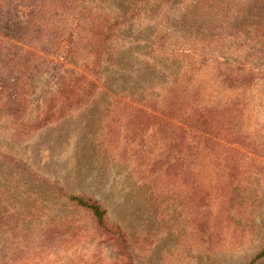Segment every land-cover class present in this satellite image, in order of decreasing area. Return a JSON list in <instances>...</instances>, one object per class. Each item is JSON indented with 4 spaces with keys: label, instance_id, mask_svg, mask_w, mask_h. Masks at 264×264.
<instances>
[{
    "label": "rangeland",
    "instance_id": "obj_1",
    "mask_svg": "<svg viewBox=\"0 0 264 264\" xmlns=\"http://www.w3.org/2000/svg\"><path fill=\"white\" fill-rule=\"evenodd\" d=\"M128 7L127 0L71 2L66 19L73 25L71 32L44 58L39 47H30L41 30L33 21L25 23L23 8L13 23L17 26L0 22V78L5 86L0 93V202L16 203L18 210L36 202L47 212L45 222L74 209L54 186L93 197L105 207L108 220L128 233L133 264H264V255L257 257L264 248V56L255 44L228 50L258 73L241 89L215 82L216 63L209 58L173 57L182 77L175 96L191 78L188 92L201 86L200 105L219 112L217 103L226 99L246 103L240 120L218 123L222 129L209 134L198 133L203 137L190 149L181 144L178 118L162 113L168 98L163 88L175 79L162 59L143 66L138 59L106 63L88 102L63 117L49 115L48 110L57 114L67 103L50 98L69 71L80 70L77 56L93 50L87 28ZM171 9L146 6L145 13L156 23L145 19L141 21L150 26L128 28L129 38L122 41L118 56H135L139 47L151 43L155 31L176 24ZM12 76H17L14 85ZM141 87L158 95L150 114H134L137 104L125 96ZM86 88L76 89L77 97ZM76 212L80 224L90 228L86 212ZM4 246L0 238V262ZM115 256L110 241L71 237L41 253L34 264H115Z\"/></svg>",
    "mask_w": 264,
    "mask_h": 264
},
{
    "label": "trees",
    "instance_id": "obj_2",
    "mask_svg": "<svg viewBox=\"0 0 264 264\" xmlns=\"http://www.w3.org/2000/svg\"><path fill=\"white\" fill-rule=\"evenodd\" d=\"M73 1L75 0H0V22L7 24L10 21L13 27L17 26L13 23L19 17L18 12H21L23 8L26 13L22 15L27 17L25 23L29 24L33 21L39 28L38 31L41 30V34L36 38L35 46L30 45V47L35 49L39 47V51L43 53L41 56L44 58L45 54L58 50L59 43L64 41L63 39L66 40L64 36L67 31L71 32L73 25L66 19ZM127 1L130 2V7L120 14L116 16L106 14L93 26L87 28L93 50L86 51L85 55L77 56L81 59L80 70L69 71L59 90L50 98L52 102L63 99L67 103L56 110L57 114L48 110L49 115L60 118L70 113L75 107L88 102L95 94L97 88L95 81L101 79L103 65L106 63L117 65L125 58L128 61L138 59L140 62L137 64L140 66L148 63L155 64L157 60L162 59L166 70L175 77L173 83L169 82L165 84L167 87H162L167 91L168 97L162 104L164 109L162 113L178 118L179 124L175 126L184 134V136L181 135L183 138L181 144L184 142L186 149L192 148L196 138L211 133L212 129H222L218 127V123L226 124L233 120H240L245 102H242L240 98L226 99L222 103H217L221 104L219 112H216L213 106L200 105L201 86L193 88L191 94L188 92L191 90L189 86L190 88L192 86L191 78L183 81L185 88H181L175 96L177 92L175 87L182 77L179 65L175 63L173 57L176 55L192 57L198 54L203 59L209 58L216 63L213 74L215 82L227 87L245 88L252 79H256L258 73L253 71L254 67L247 68L248 64L245 60L229 56L228 50L230 48L237 50V47L243 49L246 46L249 48L251 44H255L258 47L257 53L264 56V0ZM155 4L170 6L175 12L177 23L165 24L160 32L155 31L151 43L139 47L135 56L134 54L118 56L117 50L124 49L125 46L122 41L129 38L128 28L133 25L150 26L141 21L145 19L151 24L156 23L145 13L146 6ZM191 31L194 34H189ZM60 32L63 36L59 35ZM19 39L20 42L21 38ZM200 44L204 46H201L200 53H197ZM74 51L71 44L69 52L73 54ZM187 65L189 70H196L190 67L191 65ZM85 70L88 76L83 73ZM12 79L10 84L14 85L17 76H12ZM83 85L87 88L77 97L76 89L82 90ZM3 87L5 86L0 78V93ZM142 89L145 88L129 90L125 95L134 98L138 107L133 106L132 112L138 115L150 114V110L154 109L158 99V95L154 92L145 93ZM176 102L180 105H176ZM118 111H124V109L120 108ZM216 113H221L222 116L219 117ZM221 117L222 120H220ZM166 125L172 128V124ZM200 132L203 135H198ZM9 158L14 160L10 156ZM44 181L49 182L50 179ZM54 187L59 195L66 196L69 203L74 204V209L53 214L45 222L41 221L47 212L36 202L19 210L16 208L18 207L16 203L0 202V238L6 250L0 264H34V259L41 257V253H47L54 245L57 246L59 241L66 239L69 241L71 237L76 238L77 241L88 238H103L110 241L116 249L115 264H133L128 233L118 223L108 220L106 209L99 200L83 194H68L58 185ZM78 210L86 212L90 228L80 224V219L76 217ZM68 232H72L69 238ZM263 255L264 248L257 257ZM93 257H95L94 254ZM96 262L91 263L96 264Z\"/></svg>",
    "mask_w": 264,
    "mask_h": 264
}]
</instances>
